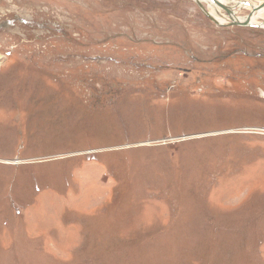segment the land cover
Returning a JSON list of instances; mask_svg holds the SVG:
<instances>
[{"label": "rangeland", "instance_id": "374dc122", "mask_svg": "<svg viewBox=\"0 0 264 264\" xmlns=\"http://www.w3.org/2000/svg\"><path fill=\"white\" fill-rule=\"evenodd\" d=\"M0 264H264V28L0 0Z\"/></svg>", "mask_w": 264, "mask_h": 264}, {"label": "bare ground", "instance_id": "6f19581e", "mask_svg": "<svg viewBox=\"0 0 264 264\" xmlns=\"http://www.w3.org/2000/svg\"><path fill=\"white\" fill-rule=\"evenodd\" d=\"M200 3H202L204 5V3L207 5L208 4V8L212 9V16L217 20V22L219 23V26H224V27H228L230 26L234 20L235 21H241V22H245L247 24H243L241 26H251V25H255V26H259L261 25L264 28V23L259 22L260 19H264V0L262 1V3H260L258 6H255L252 9V13L246 17H234V16H229L225 10H223L219 4L221 5H225L227 7H229L228 5H230L232 3V0H198ZM247 3L242 4V7L244 5H246ZM247 6V5H246ZM253 6V5H250ZM230 8V7H229ZM223 10V11H222ZM226 13V15L224 13ZM234 15V14H233Z\"/></svg>", "mask_w": 264, "mask_h": 264}, {"label": "water", "instance_id": "95a60500", "mask_svg": "<svg viewBox=\"0 0 264 264\" xmlns=\"http://www.w3.org/2000/svg\"><path fill=\"white\" fill-rule=\"evenodd\" d=\"M193 1L198 7L199 9L203 12V14L211 21L213 22L215 25H217L218 27H221L219 26V23L217 22V20L212 16V14L210 12H208L206 10V8L204 7V5L202 3H200L198 0H191ZM219 6L226 11V13L229 15V16H232L233 15V8H229L227 6H223L221 4H219ZM243 24H247L246 21L245 22H241V21H235L228 27H234V26H241ZM248 27H251L248 25ZM255 27H258V28H263L261 25L260 26H255Z\"/></svg>", "mask_w": 264, "mask_h": 264}]
</instances>
